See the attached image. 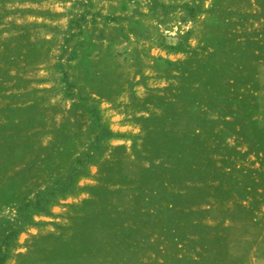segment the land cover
<instances>
[{
    "label": "rangeland",
    "instance_id": "obj_1",
    "mask_svg": "<svg viewBox=\"0 0 264 264\" xmlns=\"http://www.w3.org/2000/svg\"><path fill=\"white\" fill-rule=\"evenodd\" d=\"M48 188L5 264H264V0H0V244Z\"/></svg>",
    "mask_w": 264,
    "mask_h": 264
},
{
    "label": "trees",
    "instance_id": "obj_2",
    "mask_svg": "<svg viewBox=\"0 0 264 264\" xmlns=\"http://www.w3.org/2000/svg\"><path fill=\"white\" fill-rule=\"evenodd\" d=\"M95 107H91L90 112L93 117L94 126L99 129V135L96 138V141L93 144V149L96 151L98 149L97 144L104 140L112 138L111 131L100 123V117L95 113ZM91 156V155H90ZM89 156V157H90ZM58 190L61 193H66L73 187V180L68 179L66 182H57ZM56 189L48 188L43 192H40L36 196L34 202L28 203L23 210V213L15 218L16 228L9 229V234L3 238L0 244V264H5L6 259L8 258L9 249L13 246V242L16 239L18 233L21 231L22 225L24 224V219L29 218V209L33 208L38 212H44L46 207L51 203L52 198L55 196Z\"/></svg>",
    "mask_w": 264,
    "mask_h": 264
}]
</instances>
